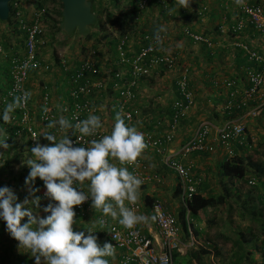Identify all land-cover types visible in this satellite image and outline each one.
Masks as SVG:
<instances>
[{
    "label": "built area",
    "instance_id": "2783aa9c",
    "mask_svg": "<svg viewBox=\"0 0 264 264\" xmlns=\"http://www.w3.org/2000/svg\"><path fill=\"white\" fill-rule=\"evenodd\" d=\"M164 0H155L156 3L162 4ZM235 5L234 24L231 27L232 32L239 31L243 27L244 20L249 26L258 32L259 36L264 40V12L255 0H227ZM147 0H138L136 2L138 11H143ZM202 11L206 8L202 7ZM46 8L41 5V8L35 9L30 18L25 20L20 11L18 2L11 3V21L15 23L24 34L23 51L20 58L10 59L8 70V88L0 95V115H3L4 110L10 104H13L16 97L21 96L27 90L28 74L32 71L48 69L47 66H41L37 56V46L42 44L44 37L43 21ZM9 17V15H8ZM183 29L185 37L193 43L204 45L210 49L212 42L209 38L201 34H193ZM221 34L225 33L223 26L219 27ZM141 45L137 51L131 55H126V47L128 37L123 36L116 39L115 44V59L118 68L111 70L109 80L99 77L102 73L90 56H85L80 59L73 70V73L66 81L65 100L58 108L52 105L51 97L45 87L41 89L38 100V109L36 121L40 127H43L45 132H53L58 137L60 133L56 129H47L46 125L51 119H58L60 115H64L70 120L74 117L85 119L89 113L99 115L101 111L93 105L91 98L99 91L104 90L107 86L114 91L113 101L111 105L116 108L125 118V122L131 126L140 117V111L132 104L136 100V86L142 79L148 77L152 70L163 69L165 71H173L176 66V56L170 55L164 51L168 42V36L165 32H158L154 35L145 34L140 37ZM234 47L243 51L247 59L258 66L259 70L245 69L244 78L246 87L242 90L241 96L236 98L233 93H229L227 99L220 105L221 115L232 111L233 109L241 111V115L235 119L222 120L218 125L203 123L197 127L192 137L177 147H171V141L174 138V132L178 127V121L182 118L185 109L190 104L189 93L187 92V69L181 68L178 70L175 79L176 94L172 103L169 106L170 116L167 118V130L162 134H154L151 131L138 129L144 134L147 148L144 153L149 152L154 157L158 158L162 167L171 171L178 181V195L180 205H184L190 201L192 195L196 192L200 182L199 177L189 172L190 167L183 163L184 158L193 152H206L208 154H217L219 152L230 157L234 153V149L241 147L245 150L249 146L246 144L245 128L242 118L254 116L257 109L261 107H251L249 103L258 100L259 91L264 83V60L255 51L250 50L241 42L233 44ZM227 87L236 86V83L230 81L226 83ZM29 93V92H28ZM30 98L22 107H16L11 113L10 122L6 123L8 134L17 139L24 137V149L27 159L31 158V148L39 143L49 145V141L44 139L43 133L33 126V119L29 110ZM47 107L49 111L44 112ZM66 109V111H63ZM102 120V119H101ZM73 122H75L73 120ZM103 122V120H102ZM165 123V119H156L153 125L159 126ZM99 131V134L94 138H99L100 135L107 134L106 125ZM112 125V124H111ZM112 128V127H111ZM110 128V129H111ZM74 142V146H87V143L93 137H84L75 143L77 137L69 133ZM78 135V134H77ZM7 138V137H5ZM129 171L137 175L143 183L152 178L156 183L159 179L155 174L149 175V167L138 158L133 165H128ZM27 171V170H26ZM142 183V184H143ZM264 177H258V180L253 177H246L245 184L248 188L260 189V196L264 200ZM261 185V187H260ZM84 191L87 187L84 186ZM46 189L44 184L40 196L50 201L45 196ZM53 203L52 201H50ZM134 211L140 210V203L129 205ZM91 208V199L84 204L75 207L74 211L77 216L83 215ZM150 217H155L151 220L154 230V236L145 234L141 231L138 225L133 229H127L122 226L118 220H109L105 216H98L95 221L103 220L104 224H96L94 231L103 232L106 242L113 244L115 255L118 259V264H173V253H183V243L178 238L179 228L175 215L166 211L163 205L153 200L147 207ZM186 211V215H187ZM190 233V231L188 230ZM94 234V233H93ZM190 245V243H189ZM259 252L261 254L260 262L264 264V237L258 241ZM110 258V257H108Z\"/></svg>",
    "mask_w": 264,
    "mask_h": 264
},
{
    "label": "crops",
    "instance_id": "0c3cea01",
    "mask_svg": "<svg viewBox=\"0 0 264 264\" xmlns=\"http://www.w3.org/2000/svg\"><path fill=\"white\" fill-rule=\"evenodd\" d=\"M20 1L21 2L19 3V5L21 7L20 9L21 15L25 20H28L32 12L34 11L35 4L38 2V0H20ZM147 2H151V1L147 0ZM53 6L55 8L57 7V5H53ZM160 7L163 9H165L166 7L167 13L171 12L172 8H174L175 10L185 9V13L189 17V19L187 20L188 23L184 20H178L177 17L174 18L176 20L175 21L174 19L165 18V17L162 18L160 15H155L154 13L153 14L147 13L145 11L146 16L142 15V17L138 18L137 25L140 27L143 26V30L148 33L150 30H154L151 29V25L153 22L158 20L159 30L164 31L169 36L165 50L169 52L170 50L169 46L172 44H177L178 46L177 48H183L184 42L182 43L180 42L181 39L184 38L190 44L189 50H192L190 57L193 61L194 59H196V64H197V66L191 67L188 64L187 54L182 53L184 54L183 55L184 57H181L183 58L181 64L185 68H188L190 72L188 77V85L186 88L187 92L189 93L190 104L185 109L182 119L180 120V123L176 131L174 132L173 146L177 147L178 145H182L183 143L188 141L192 137L193 133L196 131L197 127L200 126L201 124L210 123L212 125H218L219 123H221V121L223 120V116L218 111L220 105L223 103L225 99H227L228 94L230 92L233 93V95L236 98L241 96L242 90L246 87V83L244 78V68L239 66V68L236 69L235 64L232 62L231 59L232 56L229 54V50H228V48H230L231 40L228 37H224L222 35L214 37V39L216 40V44H214L216 51L214 52L219 53V57L214 55L212 61H207L204 58L203 52L201 51L205 48L202 45L194 44L193 42L191 43L188 38L182 35V26L184 25L186 26L193 25L194 31H196L198 34L199 33L206 34L209 31V26H210L208 20H210L211 22L213 20V17L207 19L201 17V14H203L205 11L207 12L208 7H210L211 8L210 12L215 14L217 11L220 10L221 13L217 12L216 14L222 15V17L224 16L230 17V15H232L234 12V5L232 3L227 2V0H190L189 7L183 8L180 5V3L177 4V2H174V0H164L162 6ZM202 7L206 8L204 12H202L201 10ZM171 21L174 22V25H172ZM220 24L222 23H219L218 25ZM132 36L135 39L136 38L139 39L140 37V35L136 33V34H131L129 39H131ZM174 36L177 37L178 39L176 42L173 41ZM179 36H181L182 38L180 39ZM248 36L253 37L254 40H252L251 45L257 50L256 52L264 58V42L260 39L257 33L251 31H249L248 33L247 31H244V33L242 34L243 40L249 42ZM214 45L212 43V47ZM38 71L40 72V70ZM35 73L38 72L37 71L30 72L28 74V79H27V90L29 93L31 92V95L37 92L36 90L37 85L42 82L40 80L41 77H43L36 75ZM53 74L57 75L59 73L53 72ZM159 74L161 75V78L155 79L156 77H159ZM177 74H178V70L165 71L163 69H156V70H152L148 77L138 82V87L136 90L137 93L136 100L135 103H133L132 105L139 109L140 117L138 120L135 121V124L133 126H135L137 129L150 128V131L154 134H162L166 131L167 128L166 121L168 118L167 114L169 112V106L177 95L174 89V84ZM234 78L237 81L234 80ZM230 81H232L233 83L236 82V86L227 87L226 83ZM48 82L49 80L45 79L44 83L49 84ZM57 83H58L57 85L55 83H52L53 85H51V87H52V93H54V95L50 94L52 105L55 108H58L60 104L65 100V95L67 93L66 89L68 88L66 87V85H63L61 82H58V80ZM170 84L173 88V91L169 86ZM157 92H159L162 95V98H160L159 96L157 97V100L154 101L152 97L149 96V94L150 93L155 94ZM249 106L261 107L256 112L260 114L264 112V83L259 91L258 100L256 102H253L252 105ZM109 108L110 109L107 111L108 112L107 118L105 117L103 118L104 122H106L105 124L108 133L111 131V129L107 125L110 124L114 125L115 116L117 114V110L116 108H114V106L110 104ZM262 115H264V113ZM162 118L165 119V123H162L159 126L155 127L153 125V121ZM239 149L240 151H238ZM245 150L241 147H237L236 149L233 150L234 153L230 157L224 156L223 153L221 152L217 154H207V155H202L198 152H193L184 158L183 163L190 167L195 177L201 178V184H204V188L203 186L202 187L199 186L196 189V191L203 197H207L209 195L217 196L220 193H222V186L227 182L225 177L222 175V172H223V168L226 167V165H229L228 169L232 170L228 172L229 177H231V175L232 177H234V179L231 180L232 184L228 181V185H230V189H231L230 192L232 193V197L236 200H238L239 198L243 199L247 197L252 203L255 202L256 200V199L255 200L252 199V196L254 195L256 196V198L258 197L259 200L257 199L256 201L260 202V204L259 203L257 204L261 206L260 207L261 208L260 213H261L264 211V200L260 196V189L257 190L253 189V195H252L249 192L250 188H248L245 183H242V181L239 182L240 180H243V178L246 179V176H243V178L239 177L240 173L243 175L242 167L244 163L243 156L245 155ZM232 157L236 158V162L232 160L233 159ZM140 158L146 160L147 166L149 167L148 170L150 171V173L148 174L149 175L155 174L160 182L156 183L152 178H149L141 185L140 199L138 201L140 203V210L137 213L150 217V213L147 210L148 204H145L144 202V199L148 198L159 201L160 203H162L166 211L176 216L178 213V209H176L178 204L175 202V204L173 205L172 203L173 199H169V197H171L173 193L176 191V189H178L177 178L174 175L175 179L174 180L170 179V177H168V173L164 171V167L161 166L158 158L154 157L149 152L146 153L143 152ZM237 167H239L240 171L237 169ZM245 173L246 171H244V174ZM7 175H8L7 173L6 174H3V172L0 173V187H5V186L9 187V184L17 180V178H13V177H10L11 179H9L8 177L11 175L10 174L8 176ZM237 184H239L240 186H238ZM85 186H87V184H85ZM242 187L245 191H241ZM37 189L40 190L42 189V187ZM208 191L209 193H207ZM15 192L14 195L16 196L17 199L18 191L16 193ZM36 196L39 197L37 192H36ZM163 199L166 200L164 201ZM167 200H168V204H167ZM226 200L229 201L230 199L227 198ZM231 205L233 207V211L231 214L232 216L227 220L226 217H224L226 214L225 212H223L227 210L226 205L220 206L222 213L219 212V210H216L217 208L216 207V208H206L198 212V214L195 216L190 217L188 214L185 215L184 218L186 217L188 223L193 219V223H194V225L192 226L193 236H195L197 240H199L201 236L203 237V235L206 234L204 233L206 230L210 233L211 236L207 240L211 239L212 242H214L217 239H224V237L221 236L218 237V234L220 232L223 233L224 229L228 230L226 227V223H229L230 225L235 223L234 220L236 221L241 215L239 210H236V208H239L238 206H243V203L242 202L238 203V206L236 204H231ZM92 210L90 212L92 217L96 218L98 216H104L101 211L96 209H94V211ZM248 214H250L249 209H247V211L244 212L243 217L248 216ZM220 216H222L223 219H221ZM105 217H107L109 220H118V219H113L110 216H105ZM261 219L262 220H260L259 223L256 222L255 227L253 226L250 227L248 223L246 225L245 223L244 225L242 224L243 226L235 223V228L229 226V228H231L229 229L230 234L232 233V231L235 230L238 231L239 234L245 235L246 238L253 237L256 234V232H258L257 234L261 232H263L264 234V220H263L264 217L262 216ZM0 222L1 225L4 223V221H0ZM222 222H226V223L223 225ZM93 223L91 222L92 226ZM138 226L143 233L149 234L156 238L152 227L151 219L149 220L148 224H138ZM220 226L221 229H218L220 230V232H216V229ZM89 228L91 227H89V220H88L86 224L85 225L82 224L78 230L84 231L87 234L86 230ZM10 242L12 241L8 239V243L6 244V247L12 249V247L8 245ZM180 242L183 243V239H181ZM11 255H14L13 251L8 254L6 259H0L1 261L0 264L2 263L5 264L4 261L12 262L10 264H35V259L34 257L31 256L29 252H25L23 257H18V255H16V258H13L10 257ZM253 258L254 257L252 256V259ZM107 259L109 260V264L118 263V259L116 258V256Z\"/></svg>",
    "mask_w": 264,
    "mask_h": 264
},
{
    "label": "clouds",
    "instance_id": "9594fccd",
    "mask_svg": "<svg viewBox=\"0 0 264 264\" xmlns=\"http://www.w3.org/2000/svg\"><path fill=\"white\" fill-rule=\"evenodd\" d=\"M179 3L188 8L190 0H179ZM29 98L28 92L16 97L4 110L3 121L10 122L13 110L25 105ZM48 111L45 107L44 112ZM73 120L64 115L49 120L47 129H56L59 137L53 132L43 133L49 145L35 144L31 158L26 161L30 172L25 183L31 185L36 178L43 181L45 196L53 202L43 209L49 215L44 218L34 215L33 209L26 207L27 199L15 203L12 190L0 187V220L18 246L34 257L35 264H109L107 258L115 255L113 244L105 242L101 246L93 234L96 224H104L102 219L86 230L87 235L73 229L74 208L89 199L92 209L118 219L127 229L155 219L138 214L129 206L139 201L143 181L127 166L135 164L147 148L144 134L127 124L120 112L111 131L98 139L94 137L104 127L99 115L89 113L85 119L74 117ZM69 133L77 137V144L84 137L93 138L87 146H74ZM5 141L0 140V148L9 147ZM85 184L87 191H84ZM38 191L30 188V195L34 197L31 204L37 207L40 198L35 193ZM24 218L27 222L22 224Z\"/></svg>",
    "mask_w": 264,
    "mask_h": 264
},
{
    "label": "rangeland",
    "instance_id": "374dc122",
    "mask_svg": "<svg viewBox=\"0 0 264 264\" xmlns=\"http://www.w3.org/2000/svg\"><path fill=\"white\" fill-rule=\"evenodd\" d=\"M14 1H16L18 3L21 2L20 0H14ZM38 2H40V4H42V5H44L45 8L47 9L46 13H48V19H47V21H43L44 37L42 39V44L37 46V56L40 60L41 66H43V67L47 66L48 69L46 71L40 70V72L37 70L38 73H35L36 75L43 76V77H41V80H40L42 82L37 85V89H36L37 92L33 95H31V92H30L31 101L29 103V110H30V113H31V116L33 119V126H35V128L37 130H39L40 133H44L45 129L43 127H40L37 124V121L35 119L36 114H37L38 100H39V94L41 92V89L43 87H45L49 94L54 95V93H52V87H51V85H53L52 83H55L57 85L58 84L57 80H58V82H61L63 85H66V83H65L67 81L66 73L68 71H70L71 69H74V67L77 65L78 61L87 55L90 56L92 58V60H94L96 62V65L98 66L100 72L102 73L99 77L105 78L106 81L108 82L111 70H114L115 68L119 67V65L117 64V61L115 59V47H113L111 45V41H113L116 38L117 32L119 31V29L117 27H115L114 25H112L115 23V22L112 23V19H114L112 17L120 16V14H118V12H120L123 8H127V7H125L126 3H124L123 1H120V3H118L116 5V3H110V2H108V0H95L94 6H93L94 11L97 10V12H98V11H101V9H103L104 11L106 10L105 12H102L98 16V19H99L100 23L102 24V26L94 32L93 37L89 38V40H84L83 39L84 37H80V36L76 35L75 33H73L67 37L63 33H61L60 31L55 32L54 29L51 28V19L57 20V17L53 14V10L55 9V7L53 5H57V7H58V4L54 3L53 5H50V3L45 1V0L44 1L38 0ZM257 3L264 10V0H259V1L257 0ZM157 8H158L157 6H155L154 4L151 3L150 7L149 8L147 7L145 9V11L147 13H151V14L154 13L155 15H159V10ZM20 9H21V7H20ZM35 9H36V7L34 8V10ZM181 10L185 11V9H181ZM210 11H211V8L208 7V11L201 14V17H204L207 19L210 17H213V20L211 22H210V20H208L210 26H209V31L206 34L209 33L211 37H217L215 35V32H214V28L216 27V24L222 23V21H224L225 18H227L226 19V23H227L228 22V16L222 17V15L216 14L217 12L221 13L220 10L217 11L215 14L210 12ZM146 12H144L143 15L146 16ZM233 13L234 14L236 13L235 9H234ZM106 14H109V17L111 19H107ZM231 14H232V12H231ZM175 16H177V15H175ZM166 18H168V17H166ZM230 18H231V15H230ZM171 19H174V18H171ZM171 23H172V25H174L173 21H171ZM184 26H186V25H184ZM184 26H182V29ZM14 27L15 26L11 25V26L7 27V29H6L5 26H3V24L0 23V38H2V36H4L3 41L5 44H7L6 45L7 48L9 47L8 48L9 49V55L8 56L11 59H17L19 57L18 55L20 53V51L13 53L14 50H12V47H14L16 44V40H15V37L13 36V32H11V30ZM157 29L159 30V27ZM160 29H162V28H160ZM159 31H162V30H159ZM125 34L129 35V37L131 35L129 33V31H127V33H125ZM129 37H128L127 47L125 49L126 55H128V56L131 55L132 53H134V50L137 47V43L140 42V40L138 38L135 39L132 36L131 39H129ZM168 38H169V36H168ZM179 38L181 39L182 37L179 36ZM177 40H178L177 37L174 36L173 41L176 42ZM115 41H116V39H115ZM182 42H184L183 48H177L178 47L177 44H172L169 46V49H170L169 52H167L165 50V48H164V51L170 55H175L177 58L180 57L178 64L181 66H183L181 64V61L183 58H181V57H184L183 56L184 54H182V53H185V54H187L188 64L191 67L197 66L196 59H194V61H193L190 57L191 51H192V50H189L190 44L184 38L181 39L180 43H182ZM211 42L213 43V45L216 44V40L215 39L213 40V38H211ZM0 65H1V60H0ZM53 72L59 73V74L55 75V74H53ZM42 73H45V74H42ZM160 78H161V75L159 74V77H156L155 79H160ZM45 79L49 80V82H48L49 84L44 83ZM2 81H3V78L0 76V84L1 83L3 84ZM169 86L173 91L171 84ZM137 87H138V84L136 86L135 92L137 90ZM113 96H114V91L107 86L104 90L96 93L93 96V98H91L93 105L95 107H97L98 109H100L102 120L104 117L107 118V115H108L107 111L110 109L109 105L113 101ZM149 96L152 97V99L154 101H156L157 97H159V96H160V98H162V95L159 92H157L155 94L150 93ZM134 103H135V101H134ZM218 111L220 112V108L218 109ZM262 114L256 112V114L254 116H247L245 118H242L241 121L243 122V125L245 128V132H246V135L248 138V146H249L248 148H245L246 149L245 155L243 157L246 161L249 160L253 163H258L259 166L262 168V170H264V115H262ZM103 123L105 124L106 122H104V120H103ZM107 126L109 128H111L113 126V124L112 125L110 124ZM7 132H8V129L6 126V122L3 121L2 116L0 115V140L6 139L5 142L9 146L7 149L0 148V173L3 172V174H6V173L8 175L10 174L11 176L8 177L9 179H11L10 177L17 178V180H15L13 183L9 184V188L12 190L13 193L15 191L16 192L18 191V198L16 199L15 203H23L27 199L29 201V204L26 205V207H31L33 209L34 215H38L41 218H44L47 215H49V213H45L43 211V209L51 202L46 200L44 197L40 196V193L42 192V189H40L37 192L39 195V198H40L39 206L37 207L35 205H32L31 200L34 197L32 195H30V188H33L35 186V184L27 185L24 181L21 180V179H23L22 177H21V179H19L20 175L24 171L27 170L28 173L30 172V168L26 164V161L28 159L26 157L25 149H24V142H25L24 137L22 136L21 140H19L20 138L15 139V138H13V136L11 134H8ZM5 137H7V138H5ZM173 143H174V141L172 140L170 143L171 147H174ZM42 144L44 145V143H42ZM14 155H18L15 162H13ZM232 158H233L232 160H234L236 162V158L235 157H232ZM143 161L147 164L146 160H143ZM4 163H6V166H4ZM245 166L247 167L246 164H245ZM164 171L166 173H168V177H170V179H172V180L175 179L174 174L171 171L169 172L165 168H164ZM245 171H246V173L243 176L253 177L257 180H258V177H260L256 174L251 176L252 173L255 172L254 169L249 170L247 168ZM241 181H242V183H244L243 180H240L239 182H241ZM225 184H226V186L229 187L228 182H226ZM237 185L240 186L239 184H237ZM260 187H261V185H260ZM241 191H245L243 189V187H242ZM35 195H36V193H35ZM179 197H180L179 195L178 196L172 195L171 197H169V199H173L172 200L173 205L175 204V202L178 204L177 208H176V209H178V211L182 207L180 205ZM252 199H253V197H252ZM163 200L165 201L166 199H163ZM226 202H227V205H230V203H231V204H236L237 206H238V203L242 202L243 206H238L239 208H236V210H239V212L242 214H244V212L247 211V209L250 210V214H248V215H250V217H248V216L243 217L241 214L236 221L234 220V222L236 224H240V225L243 224L244 225V223H245V225H246L248 223L250 227L251 226L255 227L256 222L259 223L260 220H262L261 219L262 216L264 217V211L261 212L262 215L260 213V209H261L260 207L261 206L259 205L260 204L259 201H257V203H259V204L255 203V202L252 203L247 197H245L243 199L239 198L238 200L232 198L229 201L226 200ZM167 204H168V200H167ZM261 204H263V203H261ZM91 210H88L86 213H83V215H81V216H77V217L75 216L76 224L73 225L74 231L78 230L82 224L85 225L88 220H89V227H92L91 222L93 223L95 217L91 216V214H90ZM216 210H219V212L222 213L221 207H217ZM92 211H94V209ZM225 211H223V212H225ZM220 218L223 219L222 216H220ZM248 218H249L250 222L248 221ZM255 220H257V221H255ZM0 221H2V220H0ZM26 222H27V218H24V220L21 223L23 224ZM177 222H178V220H177ZM189 223L191 224V226H193L194 225L193 219L191 221H189ZM225 223L226 222H222L223 225ZM235 223H233L231 225L229 223H226V227L228 230L224 229L223 233H221L220 230H218V229H221V226L216 229V232H220L218 234V237L220 235H222L225 238H227L226 241L224 239H217L216 241L212 242L211 239L207 240L211 236H210V233L206 230H205V232L203 230V232L206 234L203 235V237L201 236L199 240H197V238L195 236H193V233H191V231L189 233L188 232V230H189L188 220L185 217L186 233H184V231H182V229L178 223V228H179L178 238L180 240L183 239V245H184V247L182 248L183 253L182 254L176 253L179 256L176 258H174V255H173V257H172V258H174L173 264H187L186 262L190 258V254L192 252L197 253L199 255V259H200V262L202 264H220L222 262L228 263L230 255L233 252L232 249H234V245L236 247V244L239 242V238H237V236H240V234L238 233V231H236V230L232 231V233L230 234V230H229V229H231V228H229V226L235 228ZM4 226H5V228H4ZM83 230H86V229H83ZM203 232H202V234H203ZM257 233L258 232H256V234ZM256 234L253 236V239L255 240V242H256V240L258 242L260 240V237H261L258 235H264V234H263V232H261L257 235ZM85 235H87V234L85 233ZM8 239L10 241H12L8 244L9 246L12 247V249H9L6 247V244L8 243ZM233 242H234V245H233ZM189 243H190V245H189ZM200 250H205V251H208L209 253L207 255H202V254H200V252H201ZM12 251L14 252V255H11L10 257H13V258H16V255H18V257H23L25 252H26L24 249H21L18 246V242L16 240H14L10 236V234L7 232L5 223H3L1 225V222H0V259H6L8 254L11 253ZM251 252H252L254 258L252 260H248L247 256H245L246 261H244V263L242 262L239 264H261V262H260L261 254L258 252H255V251H251ZM241 254L243 255V253H241ZM4 263L10 264L12 262H9V261L5 262L4 261ZM190 263L195 264L193 260H190Z\"/></svg>",
    "mask_w": 264,
    "mask_h": 264
},
{
    "label": "trees",
    "instance_id": "16d2710c",
    "mask_svg": "<svg viewBox=\"0 0 264 264\" xmlns=\"http://www.w3.org/2000/svg\"><path fill=\"white\" fill-rule=\"evenodd\" d=\"M13 1L14 0H10L9 1V4H8L9 17L7 18V20L5 22H0V23L3 24V26H5L6 29H7V27H9L11 25L15 26L11 30V32H13V36L15 37V40H16V44H15L14 47H12V50H14L13 53H16V52L20 51V53L18 55L19 57L17 56L18 58H20L21 55H22V51H23L24 34H23V32L18 27H16L15 23L11 21V18H10V16H11V3ZM45 1L49 2L50 5H53L54 3H57L58 4V7H56L53 10V14L57 17V20L51 19V28H53L55 32H59L58 25H59V22L61 20V18H60L61 4H60V2L58 0H45ZM90 1H91V9H92L93 12H95V14L97 16V21H96V24L93 27H90V30H89L88 35H86L83 38L84 40H89V38L93 37L94 36V32L102 26V24L100 23V21L98 19V16L102 12H105L106 11V10L104 11L103 9H101V11H98V12H97V10L94 11V7L93 6H94V1L95 0H90ZM108 1L110 3H116V5L118 3H120V1H123L124 3H126V6L125 7H127V8H123L120 12H118V14H120V16H114V17H112V18H114V19H112V23L115 22L112 25H114L115 27H117L119 29V31L117 32V36H116L115 39H120L123 36L129 37V35L125 34V33H127V31H129L130 34H136V33H138L140 35V37L143 36V35H145V34L154 35L155 33L163 32V31H158V29H157L158 28V20H156L155 22L152 23L151 29H154V30H150L148 33L143 30V26L140 27V26L137 25V19L140 18V17H142L143 13L145 12V9L147 7L149 8L151 3L154 4L155 6H157L159 8L158 9L159 10V15L162 18L163 17H165V18L166 17H168V18H175V17H177L178 20H184L186 22L189 19V17L186 15L185 11H183L181 9L175 10L174 8H172L171 9V12H168L167 13L166 12L167 11L166 7H165V9L161 8L160 6H162V4L156 3L155 0H149L151 2H147L146 3V5H145L146 8L143 11H138V9H137L136 2L138 0H108ZM174 2H177V4H179V0H174ZM227 2L232 3L231 1H227ZM255 2L257 3V0H255ZM41 5L42 4H40V2L36 3L35 4L36 9L41 8ZM234 9H235V5H234ZM46 12H47V9H46V11H45V13L43 15L44 21H47V19H48V13H46ZM202 12H204V11H202ZM263 12H264V10H263ZM175 15H177V16H175ZM106 17H107V19H111L109 17V14H106ZM226 19L227 18H225V20L222 21V24H220V25L217 24L216 25V27L214 28V32H215V35L216 36L222 35L224 37H228L231 40L230 41V43H231L230 44V48H228V50H229V54L232 56L231 59H232V62L235 64V68L237 69V68H239V66H241V67L244 68V70L245 69H250V70L251 69H254L255 71H258L259 70L258 69L259 67L256 66L253 62L249 61L241 49L236 48L233 45L236 42H241L246 47H248L250 50L256 52L257 50L251 45L252 40H254L253 37L252 36H248L249 42H250L249 43L248 41H244L243 40L242 34L244 33V31H247L248 33H249V31H251V32H254V33H257V34H258V32H255L249 26V24H248V22L246 20H244L243 27L239 31L232 32L231 27L234 24V13H233V15H231V18L228 17V22L227 23H226ZM220 26H223L224 29H226L225 30V33L221 34L219 32L218 29H219ZM184 28H187L188 29L187 31L190 32V33L198 34L196 31H194V26L193 25L185 26ZM183 29H182V31H183ZM199 34H201V35L209 38L210 40H211V38H213V40H214V37H211V38L209 37L210 36L209 33L208 34L199 33ZM182 35L184 36L183 32H182ZM206 35H209V36H206ZM258 36H259V34H258ZM140 37H139V40H140ZM3 39H4V36H2V38H0V60H1L0 76L3 78V81H2L3 84L2 83L0 84V95L3 94L6 91V89L8 88V79H9L8 70H9V65H10L9 61L11 59L8 56L9 55V49H8L9 47L7 48V46H6L7 44L4 43ZM115 39L113 41H111V45L113 47H115V44H116ZM260 39L264 42V40L261 37H260ZM189 41L192 43V41L190 39H189ZM194 44H196V43H194ZM140 45H141V41L137 43V47L135 48L134 52L137 51V48ZM199 45H201V44H199ZM202 46L205 49H203L201 51L203 52L204 58L207 61H212L213 60L212 58L214 57V55H216V56L219 57V53H215L214 52V51H216L215 46L211 47L210 49L206 48L204 45H202ZM179 59H180V57H178V58L176 57V66H175V69L174 70H179L181 68H185L184 66H181V65L178 64L179 63ZM263 60H264V58H263ZM186 69H187V85H188V77H189V73L190 72H189V69L188 68H186ZM73 70L74 69H71L70 71H68L66 73V79H68V77L73 73ZM234 80H236V79L234 78ZM174 89L176 90L175 84H174ZM176 97H178V95H176ZM249 105H252V103H249ZM170 114H171V112H170V109H169V112L167 114V117H169ZM240 115H241V111H237V110L233 109L232 111H230L228 113H225L222 116H223V120H229V119L238 118V117H240ZM181 119H179L178 125H179ZM144 130L150 131V128H145ZM166 130H167V128H166ZM245 136H246V144L248 145V138H247L246 132H245ZM238 151H240V149ZM198 153H200L202 155H207L208 154L206 152H198ZM17 157H18V155H14L13 162L16 161ZM243 162H244L243 163V167H242V169H243V175H244V171L248 168L249 170L250 169L251 170L254 169V171H255V172L252 173L251 176H253V175L256 174L258 176L261 175L262 177H264V170H262V168L259 166L258 163H253V162H251L249 160L246 161L244 158H243ZM245 164L247 165V167L245 166ZM4 166H6V163H4ZM228 166L229 165H226V167L223 168L222 175L225 177V179L227 180V182L229 181L232 184L231 180H233L234 177H232V175H231V177H229L228 172H230L232 170L231 169H228ZM237 169L239 170V167H237ZM190 171H191V169H189V172ZM191 173H192V171H191ZM28 175H29V173L27 171H24L20 175L19 179H21V177H22L24 180H26V178L28 177ZM243 175L240 173L239 174V177L243 178ZM23 179H21V180H23ZM243 182L245 183V178H243ZM32 184H35V186L33 188L37 189V188H40V187L43 186V181H41L39 178H37L34 182H32ZM224 185L222 186V193H220L217 196H211V195H209L207 197H203L199 193H197V191H196L192 195L190 201L187 202L184 205L185 207H181L179 209V211H178V213L176 215V218L178 220V223H179L182 231H184V233H186V225H185V218H184V216L186 215V211H187L188 215L195 216V215L198 214V212H200V211H202V210H204L206 208H216V207H220L222 205H226V207H227V210L225 211L226 220L229 219V218H231V216H232L231 214H232V211H233V207H232L231 204L230 205H227L226 199L227 198L228 199H232L233 197H232V193L230 192V190H231L230 189V185H229V187L226 186V184H224ZM261 185L264 186L263 183H261ZM199 186L200 187L203 186V188H204V184H201V179H200V182L198 184V187ZM249 192L253 195V189L252 188L249 190ZM207 193H209V191ZM173 195L178 196V189H176V191L173 193ZM252 197H253V199H256V200L258 199V197L256 198V196H254V195ZM256 200H255V202L257 203ZM151 201H153V199H148V198H145L144 199L145 204H148V206L150 205V202ZM242 216H244V214H242ZM248 216L250 217V215H248ZM188 225H189V231H191V233H193L192 232V226H191V224L188 223ZM94 229H96V228L94 227ZM94 235L97 236L98 243L101 246L106 242V239H104V236H103V232L95 231ZM220 236L221 237H224L222 235H220ZM260 236L263 237L264 235H260ZM237 238H239V242L236 244V247L234 249H232L233 252L230 255L229 262L228 263L222 262L220 264H239V263H242V262L244 263V261H246L245 256H247L248 260H251L252 259L253 254H252L251 251L259 252L258 242H257V240L255 242V240L253 239V237L246 238L245 235L240 234V236H237ZM224 239L227 240V238H225V237H224ZM233 245H234V242H233ZM200 251H201L200 254H202V255H207L209 253L208 251H205V250H200ZM241 253H243V255ZM173 255H174V258L178 257V255L176 253H173L172 254V257H173ZM192 259L194 260L195 264H202L200 262L199 255L197 253L192 252L190 254V258L188 259V261L186 263L187 264H191L190 263V260H192Z\"/></svg>",
    "mask_w": 264,
    "mask_h": 264
},
{
    "label": "water",
    "instance_id": "95a60500",
    "mask_svg": "<svg viewBox=\"0 0 264 264\" xmlns=\"http://www.w3.org/2000/svg\"><path fill=\"white\" fill-rule=\"evenodd\" d=\"M10 0H0V22L9 15ZM61 4L59 31L65 36L75 33L80 37L88 35L90 27L96 24L97 16L91 9L90 0H58Z\"/></svg>",
    "mask_w": 264,
    "mask_h": 264
}]
</instances>
